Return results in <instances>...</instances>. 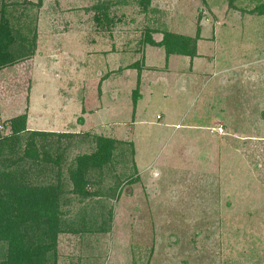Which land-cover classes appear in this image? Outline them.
Masks as SVG:
<instances>
[{
  "label": "rangeland",
  "instance_id": "374dc122",
  "mask_svg": "<svg viewBox=\"0 0 264 264\" xmlns=\"http://www.w3.org/2000/svg\"><path fill=\"white\" fill-rule=\"evenodd\" d=\"M24 1L37 0L7 1L17 28ZM97 1L27 10L33 55L0 68V135L27 114L29 130L134 145L137 180L114 195L107 178L102 196L63 208L75 232L57 235L56 264H264V0H128L108 29ZM164 29L197 37L196 56L142 43Z\"/></svg>",
  "mask_w": 264,
  "mask_h": 264
},
{
  "label": "trees",
  "instance_id": "16d2710c",
  "mask_svg": "<svg viewBox=\"0 0 264 264\" xmlns=\"http://www.w3.org/2000/svg\"><path fill=\"white\" fill-rule=\"evenodd\" d=\"M7 1L0 0V68L33 55L36 24L28 19L26 11L31 12L33 6L40 7L43 0L23 2L24 19L21 18L23 21L20 20L18 28L12 23L9 10L17 3ZM127 2L98 0L91 8L94 21L99 26L105 24L108 29L113 25V19L109 17L110 8ZM138 3L144 11L149 6V0H139ZM253 12L264 15V3L257 5ZM161 33L160 41L156 42L147 33L142 43L162 48L166 57L196 56L197 37L165 29ZM79 122L82 123V119ZM5 125L8 133L0 135V264H56L57 235L75 232L68 226L64 218L68 211L63 208L73 199L81 203L91 196H102L100 186L107 178L113 179V184H109L106 191L114 195L123 179H131L135 175L132 183L137 180L134 145L87 131L29 130L27 114L11 118ZM89 144L93 146L89 147ZM85 147L88 150H83ZM71 151L77 153L69 158ZM117 164L124 167L119 172H115ZM63 165H66V178L62 172ZM129 168L131 174L124 171ZM89 186L97 189L96 192H89ZM108 217H111L110 209ZM94 229L105 232L103 217Z\"/></svg>",
  "mask_w": 264,
  "mask_h": 264
},
{
  "label": "crops",
  "instance_id": "0c3cea01",
  "mask_svg": "<svg viewBox=\"0 0 264 264\" xmlns=\"http://www.w3.org/2000/svg\"><path fill=\"white\" fill-rule=\"evenodd\" d=\"M56 118H57V117H56ZM56 118H54L53 121H52V127H53V126H59V122H60V121H58ZM51 120H52V118H51ZM44 131H46V130H44Z\"/></svg>",
  "mask_w": 264,
  "mask_h": 264
},
{
  "label": "built area",
  "instance_id": "2783aa9c",
  "mask_svg": "<svg viewBox=\"0 0 264 264\" xmlns=\"http://www.w3.org/2000/svg\"><path fill=\"white\" fill-rule=\"evenodd\" d=\"M219 132H223V130L220 128V129H219Z\"/></svg>",
  "mask_w": 264,
  "mask_h": 264
}]
</instances>
